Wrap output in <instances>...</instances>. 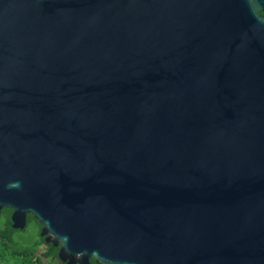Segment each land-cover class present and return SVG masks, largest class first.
<instances>
[{
	"label": "water",
	"instance_id": "1",
	"mask_svg": "<svg viewBox=\"0 0 264 264\" xmlns=\"http://www.w3.org/2000/svg\"><path fill=\"white\" fill-rule=\"evenodd\" d=\"M264 0H0V212L62 264H264Z\"/></svg>",
	"mask_w": 264,
	"mask_h": 264
},
{
	"label": "trees",
	"instance_id": "2",
	"mask_svg": "<svg viewBox=\"0 0 264 264\" xmlns=\"http://www.w3.org/2000/svg\"><path fill=\"white\" fill-rule=\"evenodd\" d=\"M11 211L0 212V264H62L55 256L48 254L49 245L39 236L40 226L32 215L27 216L23 230H14L10 222ZM28 226L37 228L32 242L23 238ZM45 249L40 251V247Z\"/></svg>",
	"mask_w": 264,
	"mask_h": 264
},
{
	"label": "rangeland",
	"instance_id": "3",
	"mask_svg": "<svg viewBox=\"0 0 264 264\" xmlns=\"http://www.w3.org/2000/svg\"><path fill=\"white\" fill-rule=\"evenodd\" d=\"M36 232H37L36 227L28 226L23 238H26L28 239L29 242H32V240L35 238L34 235L36 234ZM44 249H45L44 246L40 247V251H43Z\"/></svg>",
	"mask_w": 264,
	"mask_h": 264
},
{
	"label": "flooded vegetation",
	"instance_id": "4",
	"mask_svg": "<svg viewBox=\"0 0 264 264\" xmlns=\"http://www.w3.org/2000/svg\"><path fill=\"white\" fill-rule=\"evenodd\" d=\"M264 17V12L260 13ZM27 225V224H26Z\"/></svg>",
	"mask_w": 264,
	"mask_h": 264
}]
</instances>
